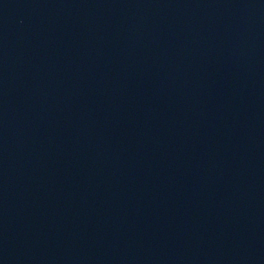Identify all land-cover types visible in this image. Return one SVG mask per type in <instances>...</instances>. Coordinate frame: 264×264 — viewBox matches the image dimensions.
I'll return each instance as SVG.
<instances>
[{
    "label": "water",
    "instance_id": "obj_1",
    "mask_svg": "<svg viewBox=\"0 0 264 264\" xmlns=\"http://www.w3.org/2000/svg\"><path fill=\"white\" fill-rule=\"evenodd\" d=\"M0 264H264V0H0Z\"/></svg>",
    "mask_w": 264,
    "mask_h": 264
}]
</instances>
